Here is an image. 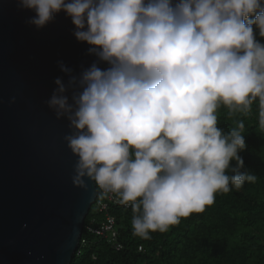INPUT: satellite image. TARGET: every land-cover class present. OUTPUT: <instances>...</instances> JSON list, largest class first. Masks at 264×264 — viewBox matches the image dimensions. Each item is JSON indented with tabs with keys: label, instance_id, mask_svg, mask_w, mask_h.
Instances as JSON below:
<instances>
[{
	"label": "clouds",
	"instance_id": "9594fccd",
	"mask_svg": "<svg viewBox=\"0 0 264 264\" xmlns=\"http://www.w3.org/2000/svg\"><path fill=\"white\" fill-rule=\"evenodd\" d=\"M17 6L34 13L26 23L37 30L63 13L94 57L79 72L57 61L63 75L46 103L72 130L64 140L77 157L74 182L91 179L117 194L134 213L133 235L166 232L212 205L217 192L255 182L238 155L243 123L224 133L216 112L223 105L229 115L246 114L258 100L264 129V44L256 39L264 37V0Z\"/></svg>",
	"mask_w": 264,
	"mask_h": 264
},
{
	"label": "water",
	"instance_id": "95a60500",
	"mask_svg": "<svg viewBox=\"0 0 264 264\" xmlns=\"http://www.w3.org/2000/svg\"><path fill=\"white\" fill-rule=\"evenodd\" d=\"M32 15L0 0V264H70L97 189L74 182L72 130L46 101L57 61L79 72L94 57L63 13L40 30Z\"/></svg>",
	"mask_w": 264,
	"mask_h": 264
},
{
	"label": "trees",
	"instance_id": "16d2710c",
	"mask_svg": "<svg viewBox=\"0 0 264 264\" xmlns=\"http://www.w3.org/2000/svg\"><path fill=\"white\" fill-rule=\"evenodd\" d=\"M256 39L264 44L258 32ZM258 103L255 101L246 114L229 115L223 105L216 112L217 127L224 133L243 123L246 147L238 155L244 169L257 177L254 183L245 182L239 190L230 185L232 190L217 192L214 203L203 212L181 218L166 232H151L149 239L133 235L130 206H110L107 213L115 219L121 249H114L83 228L81 240L85 244L79 242L70 264H264V129L259 126ZM235 163L230 161V167ZM96 189L84 226L104 217L95 208L96 202L104 199L97 184Z\"/></svg>",
	"mask_w": 264,
	"mask_h": 264
},
{
	"label": "built area",
	"instance_id": "2783aa9c",
	"mask_svg": "<svg viewBox=\"0 0 264 264\" xmlns=\"http://www.w3.org/2000/svg\"><path fill=\"white\" fill-rule=\"evenodd\" d=\"M101 194L104 199L97 201L95 204V208L97 212L104 214L103 219L99 222H94V219H92L91 224L86 226L83 225V228L88 234L105 239L114 249L119 250L121 249V245L116 240L117 231L115 227V219L113 216L107 213V210L110 206H117L122 204L119 202V196L115 193H105L101 189ZM79 242L82 245L85 244L84 240L80 239ZM138 250L141 251V247H139ZM93 259L95 260V257H93Z\"/></svg>",
	"mask_w": 264,
	"mask_h": 264
}]
</instances>
